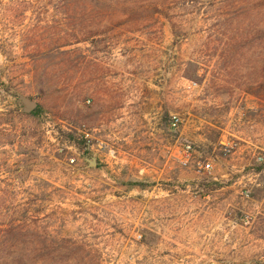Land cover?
<instances>
[{"label": "rangeland", "instance_id": "obj_1", "mask_svg": "<svg viewBox=\"0 0 264 264\" xmlns=\"http://www.w3.org/2000/svg\"><path fill=\"white\" fill-rule=\"evenodd\" d=\"M11 1L0 0V40L16 47L0 75H18L21 111L26 98L40 115L20 114L0 87V226L38 218L31 232L67 252L44 264H264V0H20L18 11ZM73 10L84 41L63 48L79 49L72 63L43 60L42 93L18 35L42 20L66 33ZM147 98L174 105L165 122L179 124H144ZM209 101L222 106L217 128L232 108V129L252 139L245 178L240 139H224L237 143L225 153L217 128L200 129L205 147L191 138ZM68 133L89 134L88 147Z\"/></svg>", "mask_w": 264, "mask_h": 264}, {"label": "trees", "instance_id": "obj_2", "mask_svg": "<svg viewBox=\"0 0 264 264\" xmlns=\"http://www.w3.org/2000/svg\"><path fill=\"white\" fill-rule=\"evenodd\" d=\"M11 6H13L17 10L20 9L21 6L26 5V1L20 0H12ZM77 0H66L63 2V5L75 6ZM28 4V3H27ZM60 11V10H59ZM69 18L73 20V24L69 25L66 33L62 32L60 27H55L52 32L50 27L42 21L37 24L36 30L32 32H25L22 34L19 33L18 37L21 38L18 41L17 48L23 50L25 55L29 58L30 66L26 75L34 74L38 77L37 84L40 85V91L43 93L46 91V84L48 79H46L45 70L46 64H44L43 60H46V57L50 54L56 52V56L69 55V63H72L74 60L73 57L77 56L79 49H72L69 51H63V48L71 47L77 45L84 41L81 39L80 32L75 29V20L77 18V12L73 10ZM134 13V12H133ZM93 14V13H92ZM92 16V15H89ZM75 23V24H74ZM73 26V28H71ZM57 30V31H56ZM34 34V35H33ZM87 37V36H86ZM84 37V38H86ZM2 38V37H1ZM87 37L86 39H88ZM91 39V38H90ZM38 41V43H37ZM5 39L0 40V55L5 57L7 55L14 54V49L16 45L12 47L9 46L8 43H5ZM33 42L37 43L36 49H32ZM91 42H94L93 40ZM52 44V45H50ZM50 45V47H48ZM48 53V54H47ZM72 57V58H71ZM7 60V59H6ZM43 62V63H42ZM23 66V67H27ZM23 71V69L21 70ZM14 75V74H12ZM7 81L3 80L0 75V87L2 88V92L12 95L15 100L17 111L28 117H37L40 115V107L34 110L30 114L23 113L19 94L17 91V87L14 88L16 79H18V75L16 76H5ZM7 82V83H6ZM13 88V89H12ZM75 134L68 133L67 136L70 141H73L77 144L82 150L84 147H88L86 140L83 135L76 133ZM9 136L8 142L11 140V134L5 135ZM12 145V143H9ZM263 167H259L257 170H262ZM39 224L38 218L29 217L27 213L23 214V218L19 221L18 224L11 222L10 226L6 229L0 226V264H35V263H62L67 254L64 250H48L44 244L46 243V239L43 237H39L31 232V228L33 226L37 227ZM43 244L41 248H31L30 244ZM71 258H77L75 251H70Z\"/></svg>", "mask_w": 264, "mask_h": 264}, {"label": "crops", "instance_id": "obj_3", "mask_svg": "<svg viewBox=\"0 0 264 264\" xmlns=\"http://www.w3.org/2000/svg\"><path fill=\"white\" fill-rule=\"evenodd\" d=\"M107 94L110 95V91H107ZM111 96V95H110ZM206 99H204L205 101ZM200 101V100H199ZM203 101V100H202ZM111 102V101H109ZM143 103V108L140 111V119L143 121L144 124H147L148 126V122L151 119H155L158 122V127L159 129L162 131L163 126L167 127V129L170 131L172 128V122L168 123V125H166V122L168 117L174 112V105L169 106L168 103H164V101H162L161 103L156 102L154 105L153 103H151L149 101V99L147 98L145 102ZM210 106L208 107L210 109V111L208 112V114L206 112H197L195 113V115H193V118L196 120L195 124L197 125L196 130L193 131V135L191 136V138L193 139V141L195 142H202L200 143L203 147H205V143L207 142L205 136H204V132H201L200 129H205V130H209L211 128H217L216 125L218 123L214 122L215 118L221 117V113L220 116L218 115V113L221 110V105H216L218 104L215 101H209ZM103 107H98L97 109L95 108V111L98 114V117L100 118H104L106 116H108L109 111L107 112V108L105 109ZM109 110L112 108V106L108 107ZM250 108V107H248ZM228 112H226L225 117H228V121L225 125V127H220L217 128L221 133H223V137L220 140L219 144L223 143L224 139L226 140V138H238L240 139L244 144H246V146H242V148H240L241 150L238 151V157H239V162H240V168H241V172L242 174V178L246 177V173H244V170L246 168V164L248 163V158L250 157V152L248 150L249 146H252V142H250V136H245L243 131L241 130V126L238 127L237 131L232 129V122H235V118H234V114H235V110H233L232 108H228ZM212 110H214L215 112H212ZM149 118V120H148ZM220 121V120H219ZM158 129V128H157ZM156 130L157 132L155 133L156 137L158 138L160 137L159 131L160 130ZM146 132L147 134H152L150 133L151 131L149 129H147L146 131L143 130L142 133ZM151 135H149V138H146V148H150V140H151ZM158 136V137H157ZM242 136V137H241ZM200 140V141H199ZM252 140V139H251ZM148 143V144H147ZM155 143V142H154ZM147 151L149 149H146ZM147 155H149V153H147ZM151 156V154H150Z\"/></svg>", "mask_w": 264, "mask_h": 264}, {"label": "built area", "instance_id": "obj_4", "mask_svg": "<svg viewBox=\"0 0 264 264\" xmlns=\"http://www.w3.org/2000/svg\"><path fill=\"white\" fill-rule=\"evenodd\" d=\"M89 102V101H88ZM179 122H180V120L177 118V117H173V119H172V125L173 126H177L178 124H179ZM83 136H84V139L86 140V142L87 143H89L90 142V139H88L89 138V134H83ZM101 145V146H103V144H100V142L96 139L95 140V145ZM221 146H222V148H223V150H224V152L225 153H232V151H234L236 148H237V143H235V142H227V143H222L221 144ZM75 163V159H70V164L72 165V164H74ZM199 168V170L200 169H203V168H210L211 167V165L210 164H206L205 166L204 165H197Z\"/></svg>", "mask_w": 264, "mask_h": 264}, {"label": "water", "instance_id": "obj_5", "mask_svg": "<svg viewBox=\"0 0 264 264\" xmlns=\"http://www.w3.org/2000/svg\"><path fill=\"white\" fill-rule=\"evenodd\" d=\"M23 101H24V104L26 106L25 110L27 113H31L33 110H35L37 108V103H35L29 99H26V98H24ZM93 164L96 165L95 159H93Z\"/></svg>", "mask_w": 264, "mask_h": 264}]
</instances>
